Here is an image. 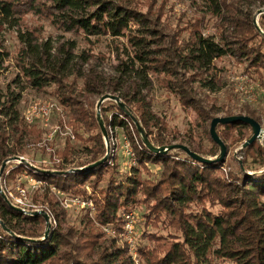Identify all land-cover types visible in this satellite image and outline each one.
Here are the masks:
<instances>
[{"label":"trees","instance_id":"1","mask_svg":"<svg viewBox=\"0 0 264 264\" xmlns=\"http://www.w3.org/2000/svg\"><path fill=\"white\" fill-rule=\"evenodd\" d=\"M243 1L203 0L212 15L222 22L219 26L222 31L225 29L223 23L232 22L229 38L233 40L235 53L224 49L225 44H216L213 36L204 37L201 24L197 23L192 27L188 40H180L181 35L175 38V49L169 50L170 57L177 61L191 60L193 66L204 71L214 59L232 52L233 56L249 60L250 70L263 80L264 15L259 27L255 25L254 17L249 20L238 17ZM259 2L264 7V0ZM108 5L106 0H0V18L5 23L18 20L20 24L26 16L36 15L51 20L66 32L81 33L87 38L108 35L117 38L129 30V23L136 12L121 5L109 10ZM27 34L22 54L28 63L22 70L31 78L32 85L40 89H44V82L50 79L56 80L60 89H67L66 93L58 90L57 98L72 113L70 125L73 126L74 136L81 140L78 130L93 133L89 137L92 149L90 160L75 171L65 166L73 151L69 140L63 150L49 152L48 164L37 166L31 162L12 161L26 153L23 148L17 149L23 134L30 133L37 142L40 132L33 128L29 131L25 126L13 136L16 149L8 151L5 147L8 136L0 126V177L1 182L4 181L0 187L27 175L43 190V195H37V191L34 202L37 204L41 200L51 208L44 207L36 214L37 209H26L12 199L10 193L0 192V264H135L128 250L117 239L107 243L102 230L103 227L113 226L116 234H121L124 230L121 211H130L135 207L145 210V229L136 250L145 264H264V148L257 141L241 149L243 159L239 161L237 171L228 168L225 176L218 173L228 166L227 161L203 164L191 159L182 150L154 154L144 143L142 134L156 148L174 144L166 143L161 133L155 131L157 128L166 131L167 125L160 119L157 122L149 103L141 96L135 80H143L144 72L137 65L147 64L150 71L168 77L166 73L170 61L151 58L152 52L145 50L148 42L132 37L134 46L142 53L136 54L133 59L129 57L130 63L124 64V72L129 71L124 75L133 79L129 85L125 83L127 80H118L109 83L105 89L95 75L85 79V97L97 96L101 99L110 94L118 95L122 100L123 107L109 101L112 114L100 121L93 110L94 101H80L74 97L75 91L64 85L63 78L57 77L61 68L68 66L71 60L70 51L56 49L57 54L64 57L58 61L51 42L35 44L39 33L28 30ZM221 37L223 42V34ZM7 56V53L0 52V72ZM58 65L59 71L56 69ZM163 80L166 89L176 92L177 84L170 78ZM3 98V91L0 90V115L8 117L17 114L14 99L8 101ZM182 102L184 106L193 103L209 122L214 119L210 112L199 109L195 99L188 96ZM231 116L227 114V117ZM247 116L258 121L253 113ZM103 126L107 136L113 129L125 134L134 153L133 160L137 163L132 171H120L117 156L107 155ZM221 128L228 134H236V142L242 147L252 137L251 127L244 123L219 125L217 131ZM211 141V149L190 150L203 158L216 160L221 149L212 137ZM42 149L47 151L44 147ZM8 161L10 163L5 164ZM100 162L97 167L90 168ZM150 165L160 166V175L141 179V171H146ZM103 182H106L105 188L100 186ZM19 186L23 190L25 184ZM87 186L92 194L87 193ZM51 189L74 199L92 202L95 219L87 214L84 229L68 227L65 213L58 211L48 196ZM44 214L49 216L48 236ZM148 228L157 231L151 233Z\"/></svg>","mask_w":264,"mask_h":264},{"label":"rangeland","instance_id":"2","mask_svg":"<svg viewBox=\"0 0 264 264\" xmlns=\"http://www.w3.org/2000/svg\"><path fill=\"white\" fill-rule=\"evenodd\" d=\"M106 1L109 2L107 6L109 10L114 9L116 5H121L136 12L135 18L129 23V30L120 37L115 38L108 35L87 38L81 33L66 32L58 28L51 20L36 15L26 16L20 24L18 20L5 23L0 18V52L8 55L5 57L0 72V90L3 91V99L10 101L13 98L17 107V114L8 117L0 115V126L8 136L5 147L8 151L16 149L13 136L25 126L29 131L33 128L40 132L37 142L34 141V137L30 133L23 134L21 144L17 149L23 148L26 153L12 161L20 162L22 160L37 166L48 164L49 152L63 150L69 140L73 151L65 166L75 171L77 167L90 160L89 154L92 149L89 137L93 133L78 130L81 140L74 136L73 126L70 125L72 113L57 98L58 90L66 93L67 89H60L59 85H56V80L50 78V81L44 82V89H40L32 85L31 78L27 77L22 70L24 64L28 63L25 55L22 54L26 47L24 41L28 39V30L39 33L40 37L34 42L35 44L51 42L54 47L53 53L58 61H62L64 57L62 54H57V50L70 51L71 60L68 62V66L61 70L59 65L56 67L58 71L60 70L57 77L63 78L64 85L75 91L74 97L76 96L80 101H94L95 108L93 110L99 115L101 121L106 118V115L112 114L109 103L111 100H107L102 104L103 106L101 105L102 108H98L99 97H85V79L90 75H95L105 89L109 83L118 80L123 82L127 80L125 83L129 85L133 79L130 80L128 78L131 76L124 75V73H129V71L124 72V64L130 63L129 57L133 59L136 54L142 53V50L134 46V42L131 41L132 37H140L148 42L145 50L152 52L151 58L158 57L157 59L170 61L169 70L166 73L169 75L168 77L150 71L146 64V66L137 65L142 68L144 78L135 80L138 83L141 96L149 103V108L157 122L160 119L167 125L166 131H161V128L155 130L156 133H161L160 136L166 143L205 150L211 149L213 146L210 136L212 121L206 120L205 116L201 114L202 112L192 105L193 103H190L189 106L183 105L182 100L188 96L197 101L200 110L202 108L210 112L214 118L227 117V114L247 116V114L253 113L264 131V70L261 71L263 80H260L258 75L250 70L249 60L239 55H232V52L235 53L233 40L229 38L232 22L223 23L225 29L222 31L219 28L222 22L212 15L203 0ZM96 8L97 6L93 9L96 10ZM260 12L264 13V7L259 0H244L239 6V15L237 13V16L247 20L254 17V21L260 26L262 17ZM197 23L201 24L200 29L204 37L213 36L216 44H225L224 49L232 50L223 58L214 59L204 71L193 66L191 60L177 61L170 57V51L175 49V46L173 48L175 38H179L178 35H181L180 40H188L192 27H195ZM248 73L251 75L249 76ZM164 78H170L174 84H177L176 92L164 87ZM123 86L124 83L122 88ZM115 96L118 97V95ZM120 101L122 102L121 99ZM38 102L52 105V112L48 120L37 115L33 116V121L30 124L26 120V115ZM218 130L219 136L228 148L226 159L228 166L218 173L225 176L229 169L237 171L239 161L243 159L240 152L242 144L236 142V134H228L222 128ZM105 142L107 155L117 156L116 162L120 171L124 173L132 171L131 169L137 163L128 154L130 143L126 140L125 134L119 129H113ZM257 142L264 148V134ZM43 147L47 149L46 152L42 151ZM1 158L2 150L0 151ZM9 163L10 161L5 164ZM161 170L158 165H150L146 171H141L139 177L143 180L158 177ZM3 182L0 177V183L3 184ZM21 183L25 184L24 191L19 186ZM100 186L105 188L106 182ZM39 187V183L27 175H22L17 181L0 187V191L10 193V197L22 204L24 208H33L37 209V212H41L42 208L50 207L41 203V200L37 204L34 202V195L37 191H39L37 195H43V190H40ZM86 190L88 194H92L89 186L86 187ZM48 196L54 201V207L65 213L68 227L82 230L86 226L85 216L87 214L93 219L96 217L92 202L65 196L56 189H51ZM77 200H80V203ZM144 212L143 207L121 211L124 228L121 234H116L113 226L102 228L107 243L110 244L112 239H117L118 243L128 250L135 264H145L136 251L145 229ZM128 214L131 215L130 220L125 217ZM128 225L132 226L128 227ZM148 229L151 233L157 231V229Z\"/></svg>","mask_w":264,"mask_h":264},{"label":"water","instance_id":"3","mask_svg":"<svg viewBox=\"0 0 264 264\" xmlns=\"http://www.w3.org/2000/svg\"><path fill=\"white\" fill-rule=\"evenodd\" d=\"M263 14H264L263 12H260V15H263ZM254 23L257 27H259L257 25L256 21H254ZM107 100H111V101H114L116 103H119L123 107V104L118 97L112 96V95H106L100 99V102L98 103V108H100L101 105L104 102H106ZM98 117H99V115H98ZM99 120L101 121L100 118H99ZM235 123H244V124L250 126L251 130H252V137L244 144V146L242 148H246L249 145L260 140L262 138V135L264 134V131H263L260 123L258 121H256L255 119L248 117V116H231V117L214 118L211 122L210 134H211V137H212V140L214 141V143L217 144L221 149L220 157L216 160H210V159L203 158L200 155L192 152L190 150V148H188L187 146L181 145V144H174V145H171L169 147L156 148L150 143V140L148 137H145L143 134H142V137H143L144 143L147 145L148 149L154 154H160V153L166 154L172 150H182L185 153H187V155L191 159H193L199 163H203V164H212L214 162L222 163V162L226 161V159L228 157V148H227L226 144L222 141L221 137L219 136V134L217 132V127L219 125L226 126V125H233ZM138 126H139V124H138ZM139 129H141L140 126H139ZM103 131H104V134L106 135V141H107V134H106V131L104 129V126H103ZM16 161H18V160H16ZM20 162H23V161L21 160ZM99 164H101V162L91 166L90 168H95ZM81 170H86V169H81ZM39 213L40 212H37L36 214H39ZM44 215H45L47 225H48V230L46 232V236H48L49 231H50L49 216L46 214H44Z\"/></svg>","mask_w":264,"mask_h":264},{"label":"built area","instance_id":"4","mask_svg":"<svg viewBox=\"0 0 264 264\" xmlns=\"http://www.w3.org/2000/svg\"><path fill=\"white\" fill-rule=\"evenodd\" d=\"M52 105L46 104V103H36L34 104V106L32 107V111H30L27 115H26V120L28 123H32L33 119L32 117L37 115L38 117H42L48 120L51 112H52ZM130 146V145H129ZM128 154L130 156H132V158L134 157V153L132 152V149L130 147V151H128ZM134 161V160H133ZM78 203H80V200H77ZM84 204V203H83ZM127 220H130L131 215H126L125 216ZM129 223V222H128ZM130 224V223H129ZM132 225H128V227H131Z\"/></svg>","mask_w":264,"mask_h":264}]
</instances>
